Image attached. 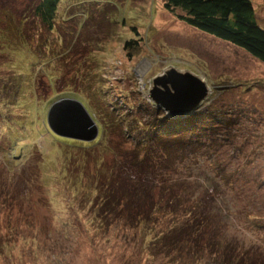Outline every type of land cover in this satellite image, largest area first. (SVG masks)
Here are the masks:
<instances>
[{"label":"rangeland","instance_id":"374dc122","mask_svg":"<svg viewBox=\"0 0 264 264\" xmlns=\"http://www.w3.org/2000/svg\"><path fill=\"white\" fill-rule=\"evenodd\" d=\"M38 2L0 0V264H264V65L188 27L164 0H84L76 22L69 16L80 6L62 0L54 33L35 14ZM251 2L264 28V0ZM126 40L138 47L126 50ZM171 68L202 79L209 94L199 108L236 125L209 161L166 152L172 171L154 197L162 205L176 193L175 213L153 207L139 224L136 207L102 204L122 198L119 161L131 188L122 154L140 153L113 124L149 108L153 79ZM66 98L87 110L94 140L50 130L48 110ZM102 103L115 114L102 116Z\"/></svg>","mask_w":264,"mask_h":264},{"label":"trees","instance_id":"16d2710c","mask_svg":"<svg viewBox=\"0 0 264 264\" xmlns=\"http://www.w3.org/2000/svg\"><path fill=\"white\" fill-rule=\"evenodd\" d=\"M61 1L39 0L35 6V14L50 32L54 31L53 20L56 19ZM86 4L87 2H84V0H73L72 5L80 6L79 8L82 11H73L74 14H71L69 19L76 22L83 18L86 12ZM163 8L188 27L242 50L264 65V28L257 22L251 0H164ZM132 31L135 34L137 33L135 29ZM56 33L59 32L56 31ZM58 35L61 37L60 34ZM123 44L126 50L133 48L135 45L138 47L136 40H126ZM70 94H72L71 91L64 95L72 96ZM147 104L152 107V114H150V107L139 105L135 108L136 117L130 119L118 118L117 122L113 124L122 140L132 146L134 151L140 153L133 152L130 158L124 152L122 154V159L127 162V164H124L132 172V175H130L131 182H133L131 188L128 186L129 176H127V171L124 170L125 166H121L120 161L119 166L118 164L116 165L117 170L113 177L120 176L125 182L124 192L126 191L127 194L123 195L124 192L119 190L123 200L122 198L117 201L115 199L111 205L109 200L103 199L102 203L104 205L107 202L106 207H119L117 208L118 210L124 209V207L126 210L132 209L130 207H136L133 214L138 219L139 224L143 220L150 221L151 216L149 214L153 207L159 210L158 212L163 210L161 211L163 215H170L169 210L175 213L171 206L173 204L177 205L176 193L171 192L170 199L168 198L163 202V204L170 206L161 205L162 201L159 202L154 197L158 183L161 182L162 176H164L163 174L172 171L169 163H165V156L179 151V160L197 159L203 154V158H207L209 161L213 155H216L210 149L214 147L215 150V145L221 146L225 142L228 143L233 138V129H235L234 127L230 128V126L236 125V122L232 123L234 119L220 117L218 116L220 113L217 114L213 109L198 108L191 113L173 117L166 114L160 107L152 103ZM100 106V110L105 112L102 114L104 117L107 115L110 117V114H115L116 112L107 111V108L103 107V103ZM95 108L99 109L97 106ZM102 135L103 130L100 127V135L97 142L102 138ZM52 137L59 139L63 143H76V141L59 138L54 135ZM166 152H169V154H166ZM8 161L11 162V160ZM213 166L216 167L217 175L222 177L221 174H225L223 167L216 164H213ZM120 184L122 185V183ZM141 198L145 199L141 200ZM147 200H149V204L145 207L148 210L146 212L141 204H145ZM167 201L169 202L167 203ZM199 204L200 202H197L194 208H198ZM191 211H194V209ZM97 218L100 221L101 219H106L104 215ZM155 241L160 243L164 241V238L160 236ZM165 248L170 254L172 247L166 244Z\"/></svg>","mask_w":264,"mask_h":264},{"label":"water","instance_id":"95a60500","mask_svg":"<svg viewBox=\"0 0 264 264\" xmlns=\"http://www.w3.org/2000/svg\"><path fill=\"white\" fill-rule=\"evenodd\" d=\"M208 94L206 83L197 75L171 68L153 79L149 99L169 116L177 117L197 110ZM47 123L61 137L88 142L98 134V127L77 100L56 101L48 110Z\"/></svg>","mask_w":264,"mask_h":264}]
</instances>
